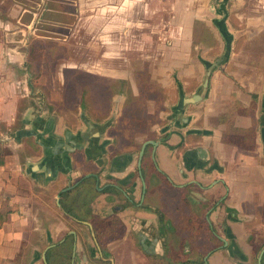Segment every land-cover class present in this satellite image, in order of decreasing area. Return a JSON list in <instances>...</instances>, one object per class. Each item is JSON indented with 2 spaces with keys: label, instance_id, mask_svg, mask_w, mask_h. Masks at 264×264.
I'll use <instances>...</instances> for the list:
<instances>
[{
  "label": "rangeland",
  "instance_id": "1",
  "mask_svg": "<svg viewBox=\"0 0 264 264\" xmlns=\"http://www.w3.org/2000/svg\"><path fill=\"white\" fill-rule=\"evenodd\" d=\"M47 1L48 5L42 9L38 5L40 0H0V84L14 82L15 92L22 97L17 123L27 107L56 120L64 119L65 126H71L69 121L85 111L86 106L104 111L105 107L113 106V115L124 114L125 127L141 131L158 122L162 130L174 126L167 117L173 116L170 111L178 99L177 86L184 90L182 85H185L187 95L195 93L202 85L205 61L214 63L225 53L227 41L216 23L225 17L232 37L230 56L213 71L207 97L197 106H188L185 112L200 117L211 128L226 127L227 133H243L251 127L253 136L257 134L263 117L264 0H152L156 4L150 21L154 22L157 32L154 35L133 33L147 38V55H137L131 48L122 57L132 63L124 71L100 73L84 70L90 66L96 71L97 65L109 60L104 55L106 43L96 37L100 24L93 26L88 18L90 10L78 3L79 0ZM80 7L83 8L80 15H85L81 20L78 19ZM24 9L38 12L43 18L34 27L38 34H32L34 29L27 27L31 17L29 12L22 15ZM19 12L23 25L17 22ZM5 20H12L13 25H6ZM186 26L189 33L192 31L187 51L182 35ZM149 46L154 49L150 56ZM140 52L144 51L140 49ZM114 77L123 80V85L128 82L127 90L123 85L111 88L109 83L107 86L108 79ZM117 89L125 93L115 95ZM6 90L5 95L11 88ZM127 95L134 96L129 102L138 101L132 104L126 101L123 109ZM136 109L139 110L135 112ZM161 113L163 119L159 117ZM17 123L10 129L1 124L0 131L11 134ZM252 134L248 136L249 141L238 144L252 146ZM245 227L251 229L249 224ZM249 233L251 236L252 232ZM193 241L187 239V247L175 248L178 259L189 257L197 261L193 264H205L203 253L213 247V242L209 240L210 247L200 246L207 242L206 233L201 229L194 232ZM244 250L248 254L252 252L251 248ZM252 257L250 264L255 263L256 254ZM147 264L157 263L150 259ZM212 264H238V259H230L221 250L212 257Z\"/></svg>",
  "mask_w": 264,
  "mask_h": 264
},
{
  "label": "flooded vegetation",
  "instance_id": "2",
  "mask_svg": "<svg viewBox=\"0 0 264 264\" xmlns=\"http://www.w3.org/2000/svg\"><path fill=\"white\" fill-rule=\"evenodd\" d=\"M109 83L111 88H117L124 81H109L107 86ZM181 89L178 86L179 95ZM131 97L127 96L128 102ZM134 100L129 103L138 101ZM261 102L264 116V97ZM178 105L173 108L176 116L173 124L181 128L183 139L174 145L169 143L171 135L177 133L173 125L162 130L157 127L158 122L139 131L125 127L122 113L114 123L107 121L103 127L82 128L89 119L97 122L107 119L112 106L105 107L106 111L86 106L87 116L79 113L69 121L71 129H66L62 136L70 160L59 172L68 183L58 199L66 230L50 243L40 264H147L150 259L157 264H193L197 261L189 257L178 259L175 248L187 247V239L194 242L193 234L199 229L207 236L206 245L200 246L207 247L213 242V247L203 253V263L212 264V257L225 250L230 259H238V264H250L254 253V264H264V173L258 174V167L264 168V133L259 129L253 136L251 127L243 133H227L222 126L218 129L223 141L250 153L255 162L251 169L254 182L242 185L247 198L239 200V208L238 199L232 200L235 195L222 176L226 161L220 163L209 148V158L191 154L201 147L184 148L191 142L196 147L202 146L203 136L214 134V129L195 114H186L187 107L179 113ZM249 134L252 146L238 144L249 141ZM162 145L171 152L168 161L184 152L188 170L217 172L212 189L208 183H200L199 187L194 183H175L161 166ZM29 146L34 149L32 144ZM78 159L80 169L76 170ZM74 172L78 174L74 176ZM246 224L251 226L250 230ZM187 233L190 234L186 236ZM191 246L198 248L199 244ZM167 248L173 249L172 252L166 251ZM244 248H251L252 252L248 254Z\"/></svg>",
  "mask_w": 264,
  "mask_h": 264
},
{
  "label": "crops",
  "instance_id": "3",
  "mask_svg": "<svg viewBox=\"0 0 264 264\" xmlns=\"http://www.w3.org/2000/svg\"><path fill=\"white\" fill-rule=\"evenodd\" d=\"M40 2L38 5L42 9L48 5L47 0H40ZM78 3H83V6L86 5V8L90 10L88 18L93 26L100 24L96 37L106 43L104 55L109 57L108 62L97 65L96 71L90 69V66L89 68L86 66L84 70L96 73L103 71L122 72L125 66H129V59L122 57L127 51L130 52L131 48L135 50L137 55H147V48L145 47L147 38L136 36L133 33H152L154 35L157 32L154 22L150 21L152 9L156 4L154 1L79 0ZM78 11V19L81 20L85 16L80 15L83 13V8L80 7ZM20 12L17 14V18ZM24 12H29L31 17L27 27L30 30L34 29V32L31 30L32 34L36 33L37 28L34 27L43 22V18L33 10L24 9L22 15ZM22 15L17 19L21 25H23ZM0 21L2 22L1 19ZM4 22L6 25L8 23L13 25L12 20H5ZM147 25L150 27L148 30L145 27ZM17 27L22 29L20 26ZM189 32L186 26L182 33L185 51L189 50V39H191L192 31ZM142 43L144 46H140ZM140 49L144 52L139 53ZM149 49V56L153 55V47L149 46ZM114 78L116 79L109 78L108 81L120 80L119 77ZM14 84V82H2L0 84V128L3 124L10 129L18 120L19 102L22 97L15 92L16 86ZM127 84H122L126 90ZM182 87L184 90L186 89L185 85ZM6 88H11L7 95H5ZM121 92L125 93L123 90ZM121 92L117 91L115 95ZM115 95L112 97L114 98ZM126 101L127 97H125L122 107ZM179 101L178 91V99L171 107V114H173V108ZM30 108H26L15 131L8 135L3 130L0 131V211L7 215V220L0 228V264H40V260L44 259L45 251L50 243L58 240L66 230V222L62 216L58 199L59 193L68 182L59 172L69 164L68 147L62 135L66 129H71V127L65 126L64 119L62 121L56 120L54 116L37 113ZM185 110H179V113ZM162 112L166 114L165 112L168 111ZM86 113L87 108L81 112L83 115ZM113 114L112 106L111 115L107 119L99 122L89 119L86 123L84 122L82 128L86 129L88 126L90 128L103 127L107 121L114 123L120 115ZM159 117L162 118V113ZM167 118L170 124L172 121L175 122V116H168ZM175 124L173 128L177 129V133L171 135L170 145H174L183 139L181 128ZM210 129L213 130L214 128ZM218 129L219 127L213 130L214 134L203 136V142L200 143L202 146L196 147L197 145L191 142L186 143L184 148L201 147L191 151V154L198 156L204 154L207 158H209V148L215 152L220 163L223 164L226 161L227 168L222 176L225 182L229 184L231 194L235 195L232 200L238 199L237 205L241 208L239 200L243 201L247 198L242 185H249V183L254 182L251 177V169H253L252 166L255 162L252 161L250 153L241 151L239 146L223 141V135ZM187 131L184 130L183 132ZM29 144H32L34 149H31ZM256 147L257 149L261 148L259 143ZM160 151L161 166L169 172L175 183L181 185L194 183L197 187L200 186V183H208L212 189L217 172L207 173L202 170H198V172L188 170L183 161L184 152L179 157L176 156L174 160L168 161L167 157L168 155L170 157L171 152L165 145L160 147ZM180 151L182 152V150ZM177 153L178 151L175 150L174 155ZM79 163L80 160L78 159L77 167ZM78 169L80 166L76 168V170ZM258 169V174L263 176V166H259ZM77 174L76 172L73 173L74 176ZM249 188L247 189L249 190Z\"/></svg>",
  "mask_w": 264,
  "mask_h": 264
},
{
  "label": "water",
  "instance_id": "4",
  "mask_svg": "<svg viewBox=\"0 0 264 264\" xmlns=\"http://www.w3.org/2000/svg\"><path fill=\"white\" fill-rule=\"evenodd\" d=\"M216 23L219 25V28H220L221 32L223 33V35L227 41L225 53L214 63L205 61L206 71H205V74L203 77L202 85L200 86V88L195 93L185 96L183 90L182 89L180 90V101H179V105H178V108L180 110H184L188 104H191V103L195 104V103L201 102L207 97L209 90H210V87H211L213 71L219 65L225 63L230 56L232 37H231L230 33L227 31V27H226V23H225V17H223L220 22L218 21ZM260 129L264 133V116L261 118Z\"/></svg>",
  "mask_w": 264,
  "mask_h": 264
},
{
  "label": "trees",
  "instance_id": "5",
  "mask_svg": "<svg viewBox=\"0 0 264 264\" xmlns=\"http://www.w3.org/2000/svg\"><path fill=\"white\" fill-rule=\"evenodd\" d=\"M7 220V215L0 211V228L2 227L3 223Z\"/></svg>",
  "mask_w": 264,
  "mask_h": 264
}]
</instances>
